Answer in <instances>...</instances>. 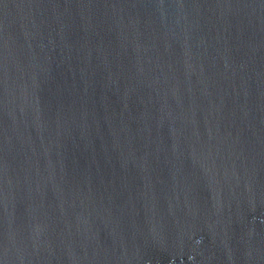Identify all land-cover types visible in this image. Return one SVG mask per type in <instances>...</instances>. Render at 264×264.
I'll list each match as a JSON object with an SVG mask.
<instances>
[{
  "label": "water",
  "instance_id": "95a60500",
  "mask_svg": "<svg viewBox=\"0 0 264 264\" xmlns=\"http://www.w3.org/2000/svg\"><path fill=\"white\" fill-rule=\"evenodd\" d=\"M0 264H264V0H0Z\"/></svg>",
  "mask_w": 264,
  "mask_h": 264
}]
</instances>
